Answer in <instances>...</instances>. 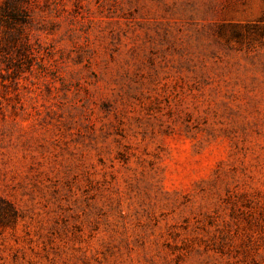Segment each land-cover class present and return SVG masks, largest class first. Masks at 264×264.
Returning <instances> with one entry per match:
<instances>
[{
    "label": "rangeland",
    "instance_id": "rangeland-1",
    "mask_svg": "<svg viewBox=\"0 0 264 264\" xmlns=\"http://www.w3.org/2000/svg\"><path fill=\"white\" fill-rule=\"evenodd\" d=\"M25 6L0 264H264V0Z\"/></svg>",
    "mask_w": 264,
    "mask_h": 264
},
{
    "label": "trees",
    "instance_id": "trees-1",
    "mask_svg": "<svg viewBox=\"0 0 264 264\" xmlns=\"http://www.w3.org/2000/svg\"><path fill=\"white\" fill-rule=\"evenodd\" d=\"M25 1L3 0L0 4V26L4 27L0 34V42L4 45L20 43L30 52L27 33L22 27L28 23Z\"/></svg>",
    "mask_w": 264,
    "mask_h": 264
}]
</instances>
